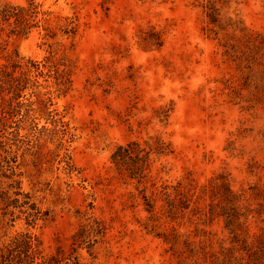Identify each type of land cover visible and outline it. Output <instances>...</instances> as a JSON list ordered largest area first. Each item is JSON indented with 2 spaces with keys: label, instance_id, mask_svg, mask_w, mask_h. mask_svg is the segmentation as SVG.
<instances>
[{
  "label": "rangeland",
  "instance_id": "rangeland-1",
  "mask_svg": "<svg viewBox=\"0 0 264 264\" xmlns=\"http://www.w3.org/2000/svg\"><path fill=\"white\" fill-rule=\"evenodd\" d=\"M31 1L38 5L39 26L27 36L2 35L7 44L0 49V65L17 51L22 64L33 71L30 62L37 63L39 69L28 75L35 86L24 90L19 115L9 121L13 128L0 138V189L10 184L3 173H13L40 219L30 226L23 217L0 223V243L27 231L45 255L57 247L69 251L72 235L97 219L104 235L96 236L91 253L85 244L77 249L80 264H178L170 244L157 235L171 227L214 250L229 246L221 218L208 221L191 212L177 222L161 219L148 232L139 190L146 187L150 196L152 182L173 184L186 177L198 190L221 172L229 173L235 190L264 182V170L248 172L251 160L264 164V99L256 88L264 76L251 63L241 33L209 24L203 0L0 5ZM217 7L221 23L238 20L264 36V0ZM150 138L168 146L151 154L147 181L137 184L115 169L110 154L117 145ZM207 202L201 199L198 206ZM258 226L263 223L251 220L248 235Z\"/></svg>",
  "mask_w": 264,
  "mask_h": 264
},
{
  "label": "trees",
  "instance_id": "trees-1",
  "mask_svg": "<svg viewBox=\"0 0 264 264\" xmlns=\"http://www.w3.org/2000/svg\"><path fill=\"white\" fill-rule=\"evenodd\" d=\"M229 1L203 0L202 7L208 23L220 31H225L229 27L233 32L241 33L240 39L250 53L251 63L260 66L264 76V36L242 27L238 20L229 19L226 24L221 23L220 9L217 5L227 4ZM38 14V5L32 1L28 6L0 5V49H4L7 44V39L2 36L4 32L7 38L12 35L27 36L32 28L39 26L42 19H37ZM208 31L216 34L212 29ZM71 33L73 34V30ZM233 35L231 37H234ZM230 48L233 49L234 46ZM225 53H228L227 49ZM6 62L0 65V138L7 127L13 128L9 121L13 116L19 115L23 106L19 99L24 97L22 94L24 90L29 86H35V82L30 80L28 75L33 71L38 72L39 69L37 63L30 62L33 71L27 64H22V58L17 51L8 54ZM256 88L261 94L258 98L264 99V85L262 87L258 85ZM232 145L233 142L229 141L227 148L230 152L235 150ZM167 146L159 138H150L143 144L136 140L128 141L113 149L110 160L119 173L135 180L137 184H142L147 181L151 154H161ZM0 148H4L1 140ZM4 162L8 164L6 158ZM4 166L0 164V171ZM259 170H264V164L253 160L248 162V172L254 173ZM13 175V173L2 175L10 180V184L6 190L0 189V223L13 224L23 217L27 225H34L40 219V211L35 204L30 203V196L21 191L19 182L12 180ZM13 187L16 190L10 194L9 189ZM151 187L154 191L150 196L145 195L146 187L139 190L144 209L148 213L143 223L148 232H155L157 222L161 219L177 222L185 217L186 212H191L193 215L202 214L208 221L221 218L224 228L230 235L229 246L221 243L219 249L214 250L210 243L195 242L189 235L178 234L173 227L167 233H157L170 244L169 250L178 256V264H184L186 259L192 260L193 264H264V182L235 190L231 185L229 173L221 172L201 185L198 190L189 177L179 179L173 184L164 183L159 186L152 182ZM201 199H208L204 208L198 206ZM157 201H160L158 210ZM251 220L257 225L263 223V226H258L257 232L248 235ZM104 231L103 223L93 219L90 226L83 225L72 235L69 251L57 247L55 252L49 255L43 254L40 243L29 232H18L8 241L0 243V264H80L77 249L85 244V248L91 253L97 243L96 236L102 237Z\"/></svg>",
  "mask_w": 264,
  "mask_h": 264
}]
</instances>
